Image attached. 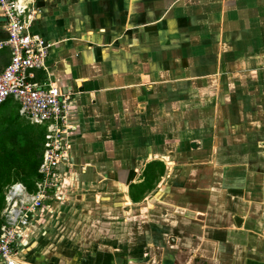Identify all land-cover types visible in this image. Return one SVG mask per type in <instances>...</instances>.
<instances>
[{
    "label": "crops",
    "instance_id": "1",
    "mask_svg": "<svg viewBox=\"0 0 264 264\" xmlns=\"http://www.w3.org/2000/svg\"><path fill=\"white\" fill-rule=\"evenodd\" d=\"M18 1L75 93L24 264H264V0Z\"/></svg>",
    "mask_w": 264,
    "mask_h": 264
},
{
    "label": "built area",
    "instance_id": "2",
    "mask_svg": "<svg viewBox=\"0 0 264 264\" xmlns=\"http://www.w3.org/2000/svg\"><path fill=\"white\" fill-rule=\"evenodd\" d=\"M26 6L18 0H0V14L5 20L6 37L0 48L7 47L9 62L0 71V105L9 98L18 102V114L32 124L43 127L41 157L37 166L34 191L28 192L19 182L4 193L0 223V264H22V231L29 217L38 209L50 208L51 201L62 196L66 184L60 166L67 167V133L74 129L69 110L75 93L60 90L50 82L34 81V71L45 69L48 41L29 31Z\"/></svg>",
    "mask_w": 264,
    "mask_h": 264
},
{
    "label": "trees",
    "instance_id": "3",
    "mask_svg": "<svg viewBox=\"0 0 264 264\" xmlns=\"http://www.w3.org/2000/svg\"><path fill=\"white\" fill-rule=\"evenodd\" d=\"M7 112H3L0 116ZM6 117L4 116L3 119ZM21 118L17 112L6 123L7 126L0 125V210L4 204V195L1 194L4 183L10 180H23L25 177V182L21 183L27 189H31L34 188V181L37 178L44 129L42 126L27 124ZM13 168L15 171L20 169V173L11 174Z\"/></svg>",
    "mask_w": 264,
    "mask_h": 264
},
{
    "label": "rangeland",
    "instance_id": "4",
    "mask_svg": "<svg viewBox=\"0 0 264 264\" xmlns=\"http://www.w3.org/2000/svg\"><path fill=\"white\" fill-rule=\"evenodd\" d=\"M18 102L17 101H15L14 99H11V98H9L6 102H4L3 104H1L0 105V114H2L3 112H7L6 114L4 113L2 116H0V125L1 126H7L6 125V123H8L9 122V120H10V118H12V115L13 114H16L17 112H18ZM9 113V114H8ZM4 116H7L5 119H3V117ZM22 117V116H21ZM23 118V117H22ZM21 118V119H22ZM23 121H25L27 124L29 123L30 125H33V126H35V127H40V125H37V124H32V123H30L28 120H26V119H22ZM42 128V127H41ZM24 150V149H23ZM13 172H17V173H20V169H18V171H15V169L13 168V169H11V171H10V173L12 174ZM24 178L25 177H23V180H20V179H18L17 181L16 180H14V181H12V180H10V181H8V182H6V183H4L3 185H2V187H1V194L2 195H4V193H5V191L7 190V188L12 184V183H15V182H19V183H21V182H25L24 181ZM2 209V208H1ZM1 211V210H0ZM126 226L127 225H123V227H124V233L126 232ZM123 233V234H124ZM138 264H145V263H138ZM146 264H151V261L149 262V263H146ZM153 264H155V262H153Z\"/></svg>",
    "mask_w": 264,
    "mask_h": 264
},
{
    "label": "water",
    "instance_id": "5",
    "mask_svg": "<svg viewBox=\"0 0 264 264\" xmlns=\"http://www.w3.org/2000/svg\"><path fill=\"white\" fill-rule=\"evenodd\" d=\"M18 259L20 260V262H21L22 264H24L23 259H20V258H18Z\"/></svg>",
    "mask_w": 264,
    "mask_h": 264
}]
</instances>
